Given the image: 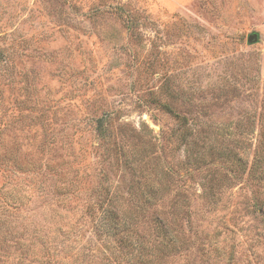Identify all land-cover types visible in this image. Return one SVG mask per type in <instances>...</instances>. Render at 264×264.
Instances as JSON below:
<instances>
[{"label":"rangeland","instance_id":"1","mask_svg":"<svg viewBox=\"0 0 264 264\" xmlns=\"http://www.w3.org/2000/svg\"><path fill=\"white\" fill-rule=\"evenodd\" d=\"M0 49V264H264V0H0Z\"/></svg>","mask_w":264,"mask_h":264},{"label":"trees","instance_id":"2","mask_svg":"<svg viewBox=\"0 0 264 264\" xmlns=\"http://www.w3.org/2000/svg\"><path fill=\"white\" fill-rule=\"evenodd\" d=\"M2 50L0 49V58H1V56H2ZM105 123H106V121L104 120V119H102V118H100L99 120H98V128L99 129H104V125H105ZM10 197H11V200H12V204H13V206L15 207L16 206V204L17 203H21L22 201H23V197L21 196V195H19L16 191H15V189H13L11 192H10ZM0 218H2V216H0ZM0 222H3V221H1V219H0ZM2 224V223H1ZM115 227H116V225H115ZM2 228V227H1Z\"/></svg>","mask_w":264,"mask_h":264},{"label":"water","instance_id":"3","mask_svg":"<svg viewBox=\"0 0 264 264\" xmlns=\"http://www.w3.org/2000/svg\"><path fill=\"white\" fill-rule=\"evenodd\" d=\"M248 40H249L250 42H255L256 40H258V34H257V33L249 34V36H248Z\"/></svg>","mask_w":264,"mask_h":264}]
</instances>
